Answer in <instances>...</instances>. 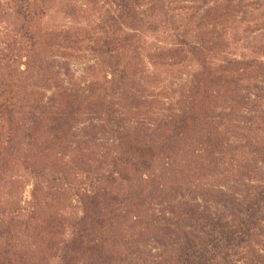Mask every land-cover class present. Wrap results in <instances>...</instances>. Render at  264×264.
<instances>
[{
  "label": "trees",
  "instance_id": "16d2710c",
  "mask_svg": "<svg viewBox=\"0 0 264 264\" xmlns=\"http://www.w3.org/2000/svg\"><path fill=\"white\" fill-rule=\"evenodd\" d=\"M3 1L0 264H264V0Z\"/></svg>",
  "mask_w": 264,
  "mask_h": 264
},
{
  "label": "rangeland",
  "instance_id": "374dc122",
  "mask_svg": "<svg viewBox=\"0 0 264 264\" xmlns=\"http://www.w3.org/2000/svg\"><path fill=\"white\" fill-rule=\"evenodd\" d=\"M13 10H14V6H13V4L10 1H3V0L0 1V50L1 49H6L5 46L10 44L11 45L10 47L12 49V56H16L17 57V60L14 59L15 60L14 65L16 67H20V66H22V61L24 60L23 56L25 55V52L29 48L28 47L29 43L25 40L24 37L21 36V38H20V36H19L21 34V32L18 31V26L15 25V18H14ZM50 13L51 14L44 19L45 28L55 29V28H58L60 26H71L72 25V23L70 21L68 22L66 19H64L57 12L52 11ZM93 14L98 16L97 15L98 14V9L95 10L93 12ZM260 21L261 22L259 24H264L263 23L264 22L263 19L260 20ZM24 28L26 29V26H24ZM251 37L252 38L253 37L257 38V43H259L260 41L264 40V31L263 32L253 33L251 35ZM20 41H21V44H20ZM19 46L21 47V49H23V51H20ZM241 47H243L242 44H241ZM82 66H83L82 63L80 61H78V60H72L70 62V67H71L70 69L73 72H75L74 73L75 76L78 74L77 71L80 70V68ZM163 79H167V78H163ZM160 81L162 82V80H159V82ZM252 163H257V162L254 159V162H252ZM259 164L262 167H264L263 163H259ZM223 177H225V179H223V180H231V175H228L227 173H225L223 175ZM219 180H222V179L221 178H217V179L206 178L204 182L208 186L216 187V186H221L222 184H224L222 181H219ZM231 184H232L231 181H227L226 188L231 186ZM193 185H194V183H193ZM30 190H31L30 186H26L25 189H24L23 197L26 200L29 199ZM50 261H51V264H52L53 260L51 259Z\"/></svg>",
  "mask_w": 264,
  "mask_h": 264
}]
</instances>
